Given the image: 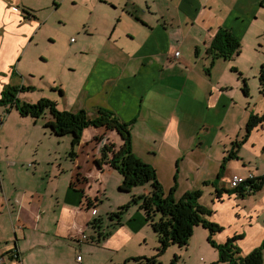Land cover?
<instances>
[{
	"label": "crops",
	"instance_id": "1",
	"mask_svg": "<svg viewBox=\"0 0 264 264\" xmlns=\"http://www.w3.org/2000/svg\"><path fill=\"white\" fill-rule=\"evenodd\" d=\"M80 2L87 13L79 26L82 32L77 31L84 36L76 47L75 66L68 71L59 68L60 50L41 54L45 63L57 59L41 76L45 82L38 84L42 96L47 94L55 104L63 101L68 112L84 110L94 118L100 108L129 123L132 152L156 170L166 194L174 180L181 195L199 190L202 198L206 188L212 199L214 191L218 204L211 207L221 218L213 215L210 220L223 228L219 242L241 236L235 244L243 254L261 245L264 253V185L250 193L229 187L233 175L264 177V121L246 131L251 115L264 117V89L261 91L259 80L264 67V0ZM18 3L24 7L23 0H0V90L8 83L9 72L30 74L34 67L28 69L26 64L40 61L34 42L39 23L32 8L25 13ZM220 29L227 30L241 45L240 53L230 60L212 58L207 51ZM50 76H58V87L54 81L47 84L45 79ZM65 76L71 78L68 91ZM70 97H74L72 106H68ZM44 131L72 140L70 135L56 137L49 128ZM104 134L94 138H108ZM85 141L81 135L80 144ZM96 161L104 163L96 159L87 172L71 163L67 165L70 174L61 168L62 163H51L59 168L50 176L56 183L40 190L38 179L30 193L20 174L7 170L16 163H0V264L66 263L64 246L71 250L70 244H83L84 225L97 216L98 209H104L98 191L89 195L90 178L101 183L105 173L112 171L110 180L114 179L117 187L121 183L116 171ZM225 162L228 166L222 164L221 168L220 163ZM75 174L84 180L77 179V187L71 181ZM7 179L12 182L10 189ZM135 191L136 195L145 194L140 188ZM80 199H85L86 205L82 206ZM198 202L208 207L200 199ZM78 206L91 212L83 222ZM235 208L243 211L231 220ZM110 210V206L105 208ZM132 219L137 225L148 226L139 214ZM4 227L19 233L13 246H2Z\"/></svg>",
	"mask_w": 264,
	"mask_h": 264
},
{
	"label": "rangeland",
	"instance_id": "2",
	"mask_svg": "<svg viewBox=\"0 0 264 264\" xmlns=\"http://www.w3.org/2000/svg\"><path fill=\"white\" fill-rule=\"evenodd\" d=\"M53 4L58 5V7L55 8ZM17 6L20 10L23 8L30 10L32 8V11L35 13L39 25L36 27L35 33H37V36L34 42H36V50L40 61L26 64L28 69L31 65L34 67L29 69L30 74L23 73L21 75L15 70L14 73L12 71L9 72L6 76L8 83L2 86L3 88L0 92L9 86L18 87L20 88L16 94L18 103H29L27 101L29 100L32 101L29 104L35 105L42 99L50 100V98H47V94L46 96H42L43 91L38 87V84L45 83L41 79V76L47 73L46 67H49L51 64L55 65L57 61V59H54L51 63H45L40 55L47 56L51 52L54 53L60 50L63 55L59 68H66L65 70H67L74 67L78 56L76 47L84 36L82 34L79 35L77 31L82 30L79 26L82 24L81 21L85 13H87V9L83 8L84 5H81L80 0H23L22 6L24 7L21 8L19 3ZM85 38L86 40L90 39L88 37ZM54 72L55 70L52 68L51 76L54 75ZM15 74L18 78H16ZM51 76L46 79L44 77L45 81L47 84L54 81L55 86L58 87V83H56L58 76ZM70 80L71 78L68 76L63 78L66 91L69 90L68 85ZM47 92L49 93V91ZM73 98H69L68 106H72ZM50 101L56 102L52 99ZM57 104H55L57 111L68 112L63 109L65 108L63 101L58 100ZM79 111H69V113L75 114ZM43 112L42 116L34 119L29 115H21L16 108L9 104H0V128H2V133L0 134V163H16L14 167L7 168V170L16 171L20 174L21 183L28 193H30V190H33L38 179L40 190L46 185L56 183L50 179V176L53 175V170L59 168L53 166L51 163H62L61 168H66L68 170L66 171L67 174L70 172L69 167L71 163H75V169L80 166L82 172H87L92 168V163H95L96 159L101 160L102 155L99 151V146L104 142V139H108L107 141L117 145L120 142L119 136L115 131L87 127L82 131V138L83 140L85 138L87 142L85 141V143L80 144V139L79 143L72 146L70 138L58 139L52 137L47 131H44L46 124L45 117L52 116L50 115L49 107H45ZM94 132H97L98 135H95ZM104 133L108 135V138L101 136L98 141V137L94 138ZM139 144L138 142L136 143V149L141 147ZM227 162L220 163V166L223 164L224 168L227 167L229 164ZM112 174V171H107L102 177L101 183L99 180L95 181L94 178H90L89 184L92 190L89 192V195L93 196L98 191L104 209H98L97 216L93 215V219L91 220L92 225H88L87 227V224L84 225L83 229L85 230L81 232L84 234L83 244L78 245L77 242L70 244L71 250H68L64 246V257L67 260L65 264H80L81 262H77L76 260L77 256L83 259L81 264H227L219 260L218 251L208 242L209 231L201 225L193 229L192 235L185 246L179 247L178 245L169 244L165 249H161L158 235L152 228L149 225H137V222L132 219L135 214H139L145 220L144 212L139 208L141 202L139 201L134 205L131 202L132 199L140 195H136L135 189L140 188L146 194V187L148 185L133 188L129 194H123L114 185V179L110 180ZM32 178H35V181H32ZM77 179L82 182L84 181L81 175L75 174L72 176L71 181H73L76 187V183L78 184ZM7 183V187L10 189L12 182L7 179ZM165 186H168V183H165ZM20 187L23 188L22 185ZM69 189L72 191V188L69 187ZM59 191H61V188H59ZM204 191L202 198L199 199L208 205L206 208L212 211L211 215L206 218L211 221L210 218L215 215L216 219H220V214L211 207L214 204H218L214 199V191L211 193L212 199H210L206 188H204ZM169 192H172L175 201H179L188 191H184L185 193L181 195L183 192L179 190L176 180H174ZM80 202H83L82 206L86 205L85 199H80ZM127 204L130 205L128 208L125 207ZM107 206H110V211H105ZM78 208H81L79 217L83 222L87 216H90L91 212L88 211L86 213L87 210L79 206ZM239 209H234L232 215H230L231 220L234 218V214L239 215L238 213L242 210ZM114 213L120 214L118 215L119 218L113 216L111 218V215ZM114 227L117 230L113 231ZM225 232L229 234L231 231L227 228ZM16 233V229L12 231V229L8 230V227H4L2 246H13ZM219 233L211 237L217 245L225 243L222 240L219 242L217 238ZM17 234L19 235V233ZM243 243L247 245L248 240H245ZM251 249H247L249 253Z\"/></svg>",
	"mask_w": 264,
	"mask_h": 264
},
{
	"label": "trees",
	"instance_id": "3",
	"mask_svg": "<svg viewBox=\"0 0 264 264\" xmlns=\"http://www.w3.org/2000/svg\"><path fill=\"white\" fill-rule=\"evenodd\" d=\"M24 12L27 13L28 11L24 9ZM240 49V42L232 37L227 30L220 29L213 37L207 51L212 58L230 60L240 53ZM259 80L262 91L264 89V67H261ZM19 89L12 86L3 89L0 94V104H9L16 108L21 115H29L34 119L42 116L44 108L49 107L52 117L45 122L44 128H49L56 137L70 135L72 146L80 142L82 131L87 127L104 128L118 134L120 139L118 146L107 141V139L106 144L100 148L101 161H106L105 163L96 161V164H107L110 169L120 175L119 192L128 194L133 188L148 185V193L136 196L131 203L134 205L139 201L141 202L139 208L144 212L147 225L158 235L161 249H165L169 244L179 247L185 246L193 229L201 225L209 231L208 242L218 251L220 261L227 264H263V246L255 248L248 254H243L235 245L236 240L241 236L231 237L220 245L212 240L211 237L221 232L223 228L206 218L211 215L212 211L199 204L198 200L201 196L199 190L187 192L179 201L173 199L172 192L166 194L163 191L156 170L133 154L129 123L121 122L111 111L100 108L97 110L95 118H89L82 110L75 114L59 112L55 103L46 99L40 100L35 105L19 104L16 99ZM243 92L247 93L246 87L243 88ZM263 121L264 117L251 115L246 131H250ZM246 184L251 191H257L264 185V177L247 181ZM244 186L235 188V190L246 192ZM129 206L127 204L125 207L128 208ZM118 215L120 214L114 213L111 218L118 217ZM89 225H92L91 221Z\"/></svg>",
	"mask_w": 264,
	"mask_h": 264
},
{
	"label": "built area",
	"instance_id": "4",
	"mask_svg": "<svg viewBox=\"0 0 264 264\" xmlns=\"http://www.w3.org/2000/svg\"><path fill=\"white\" fill-rule=\"evenodd\" d=\"M175 56H178V53H175ZM253 179H254V177H252V176L241 177V176L233 175L229 179V187L232 189H235V188H239V187L245 185L244 187H245L246 192H250V189L247 186L246 182L252 181ZM77 261H80V257H77Z\"/></svg>",
	"mask_w": 264,
	"mask_h": 264
},
{
	"label": "clouds",
	"instance_id": "5",
	"mask_svg": "<svg viewBox=\"0 0 264 264\" xmlns=\"http://www.w3.org/2000/svg\"><path fill=\"white\" fill-rule=\"evenodd\" d=\"M106 140H107V139H104V142L99 146V151H100V148L106 144ZM254 179H255V178H254ZM249 189H250V188H249ZM245 191H246V190H245ZM250 192H251V189H250ZM250 192H249V193H250ZM0 260H2L1 255H0Z\"/></svg>",
	"mask_w": 264,
	"mask_h": 264
}]
</instances>
